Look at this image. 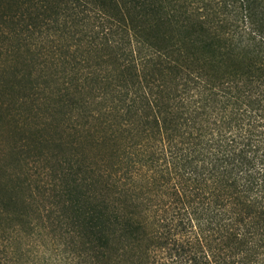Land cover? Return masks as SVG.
<instances>
[{
  "label": "trees",
  "instance_id": "obj_1",
  "mask_svg": "<svg viewBox=\"0 0 264 264\" xmlns=\"http://www.w3.org/2000/svg\"><path fill=\"white\" fill-rule=\"evenodd\" d=\"M0 56V264H264V0H0Z\"/></svg>",
  "mask_w": 264,
  "mask_h": 264
},
{
  "label": "rangeland",
  "instance_id": "obj_2",
  "mask_svg": "<svg viewBox=\"0 0 264 264\" xmlns=\"http://www.w3.org/2000/svg\"><path fill=\"white\" fill-rule=\"evenodd\" d=\"M4 59H5L4 56H0V60H4ZM15 131L17 130L14 127L10 129L9 124L6 121L0 120V158L7 162L12 161L11 157L8 155L9 151L7 147L9 146V143H11V141H13L16 138ZM2 196L5 200L8 199V196L4 195L3 193H2ZM20 205H21V202L17 204V206H20ZM35 206L36 204H34V206L32 207H35ZM13 207L15 208V205Z\"/></svg>",
  "mask_w": 264,
  "mask_h": 264
}]
</instances>
